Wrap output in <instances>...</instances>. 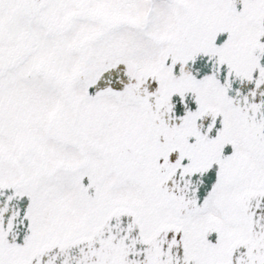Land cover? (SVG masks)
<instances>
[{"label": "snow or ice", "instance_id": "obj_1", "mask_svg": "<svg viewBox=\"0 0 264 264\" xmlns=\"http://www.w3.org/2000/svg\"><path fill=\"white\" fill-rule=\"evenodd\" d=\"M0 264H264V0H0Z\"/></svg>", "mask_w": 264, "mask_h": 264}]
</instances>
